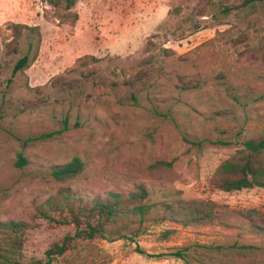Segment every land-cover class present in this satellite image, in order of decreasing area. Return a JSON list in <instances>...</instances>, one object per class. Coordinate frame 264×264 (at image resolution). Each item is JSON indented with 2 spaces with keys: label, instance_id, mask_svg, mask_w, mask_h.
<instances>
[{
  "label": "rangeland",
  "instance_id": "1",
  "mask_svg": "<svg viewBox=\"0 0 264 264\" xmlns=\"http://www.w3.org/2000/svg\"><path fill=\"white\" fill-rule=\"evenodd\" d=\"M240 1L0 0V221L32 225L21 264H45L49 247L74 234L66 214L34 218L60 189L89 200L139 186L153 204L142 235L77 241L50 264H183L170 254L232 244L255 247L232 262L264 264V191L208 186L264 129V10ZM14 25L37 31L17 35ZM26 54L34 61L13 75ZM75 157L78 176L49 177ZM210 203L206 224H184Z\"/></svg>",
  "mask_w": 264,
  "mask_h": 264
},
{
  "label": "trees",
  "instance_id": "2",
  "mask_svg": "<svg viewBox=\"0 0 264 264\" xmlns=\"http://www.w3.org/2000/svg\"><path fill=\"white\" fill-rule=\"evenodd\" d=\"M72 4V1H69ZM257 5L264 10V0H241L237 8H247ZM229 8L224 9L228 14ZM17 35L22 30L37 31L36 28L25 25H14ZM226 32V31H225ZM222 32L221 34H224ZM95 63L99 59L85 56ZM34 57L28 54L19 58L12 68L15 75L27 69ZM8 83H11L9 80ZM50 135H39L35 139H42ZM200 146L201 143H192ZM27 161L22 155H18L15 166L21 168ZM162 167H169V162H156ZM84 168V163L77 157L70 162L55 165L49 168V177L55 182H61L78 176ZM209 189L224 194H235L243 190L261 189L264 191V129L255 135L245 139L239 148L222 160L213 171L209 182ZM206 215L192 214L190 221L184 224H206L211 218L212 208ZM153 208L150 194L145 187L139 186L128 193L110 192L104 197H94L85 200L76 196L70 189L62 188L56 195L48 198L35 208V219L54 221L52 214H66L61 224L74 227L73 235H66L59 242L52 244L46 251L47 261L50 264L57 257H62L74 246V242H91L102 239L109 242L126 240L133 242L143 234L145 223ZM25 221H0V264H21L23 255L24 237L32 227ZM264 231V229H261ZM173 231L161 233V240H169ZM255 247L250 245L232 244L227 248L223 246L183 247L170 255L183 264H236L232 262L243 257ZM200 249V250H199ZM230 252V253H228ZM214 253H221L219 257ZM230 261H229V259Z\"/></svg>",
  "mask_w": 264,
  "mask_h": 264
}]
</instances>
